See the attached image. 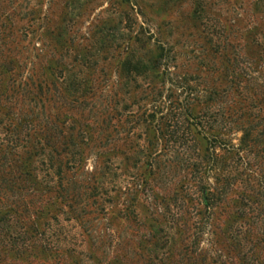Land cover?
Listing matches in <instances>:
<instances>
[{"label":"trees","instance_id":"1","mask_svg":"<svg viewBox=\"0 0 264 264\" xmlns=\"http://www.w3.org/2000/svg\"><path fill=\"white\" fill-rule=\"evenodd\" d=\"M182 1L191 4L189 18L203 28L205 45L194 41L181 49L197 58L212 54L223 59L230 85L209 93L191 86L186 79L178 86L184 88L183 98L172 105L171 113L154 110L146 114L144 122L150 124V119L151 128L157 132L153 134L156 145L162 143L175 155L173 163L182 168L189 184L182 187V197L176 196L180 214L165 218L163 223L143 221L139 212H128L127 221L147 229L137 237L139 250H127L125 254L114 251V256L103 263L264 264V97H260L264 95V56H241L242 47L237 42L241 32L230 15H238L243 0ZM170 2L166 0L165 4ZM140 15L145 13L140 10ZM124 16L129 19V15ZM171 24L145 27L135 22L120 31L116 39L125 55L123 67L129 77L157 79L172 75L166 65L176 60L180 43L171 41ZM125 32L131 36H125ZM256 45L260 48L259 42ZM6 63L5 73L10 75L4 88L0 87V263L9 258L16 261L36 243H41L44 250L54 248L61 242L57 234L62 229L59 213H76V219L85 223V218L89 220V216L113 204L110 195L115 191L99 182L91 189V204L86 203L79 211L69 205L70 211L59 209L57 215L52 214L55 199L77 201L78 197L68 193L70 181L67 185L64 182L68 175H77L82 159L80 143L64 137V131H75L77 124L61 127L58 118L47 113V103L58 95L66 106L80 104L88 109L85 98L94 87L89 80H78L72 70L69 74L61 72L65 95H60L57 81L62 78L54 66L42 65V74L23 79L11 73L14 61ZM97 64L89 57L75 59L80 67L96 69ZM161 68H165L162 76L158 73ZM223 97L229 103L221 102ZM202 102L217 107L196 112ZM25 104L28 112H24ZM103 113L96 110L95 117ZM237 134L239 138H235ZM80 136L83 144L86 139L93 140L87 132ZM160 155L155 146L153 160ZM149 165L155 167L158 162ZM112 170L106 167L102 178ZM241 185L244 189L239 191ZM175 204L165 202V213L171 214ZM226 209L230 212L220 222L219 210ZM64 220L70 222L71 218ZM115 239L117 246L124 242L123 236ZM56 247L55 252H62ZM65 254L73 251L64 250V260ZM31 257L37 258L34 254Z\"/></svg>","mask_w":264,"mask_h":264},{"label":"rangeland","instance_id":"2","mask_svg":"<svg viewBox=\"0 0 264 264\" xmlns=\"http://www.w3.org/2000/svg\"><path fill=\"white\" fill-rule=\"evenodd\" d=\"M165 1L0 0V87L6 85L5 79L10 74L5 73V67L11 60L15 62L11 73L23 79L42 74V65L54 66L56 74L62 78L57 81L60 95H65L61 72L69 74L72 70L78 80H89L94 87L85 98L88 109L80 104L66 106L58 95L47 103V113L52 112L61 127H71L73 122L77 124L75 131L64 129V137L80 143L82 159L77 175H68L64 182L67 185L70 181L68 193L73 198L78 197L77 201L55 199L52 214L57 215L59 209L64 213L70 211L69 205L79 211L86 203L91 204V189L99 182H104L108 190L115 189L110 195L113 204L89 216V220L85 218V223L76 219V213H59L62 229L57 234L61 242L54 248L44 250L41 243H36L16 261L9 258L0 264H104L114 256V251L125 254L127 250H139L137 237L147 229L127 221L128 212L135 210L140 213L141 220L159 223L180 214V201H176V196L182 197V187L189 184L184 180L186 174L173 163L175 155L166 150L165 145H156L153 134L157 132L151 128L150 119V124L144 122L146 114L154 110H161L164 115L171 113L172 105L183 98L184 88L178 86L186 79L191 86L210 93L229 88L230 77L223 59L212 54L205 59L197 58L187 54V49H181L194 41L197 45L204 44L201 39L203 28L189 18L192 6L188 1L171 0L168 5ZM140 10L145 16L140 15ZM124 14L129 15V19ZM230 16L241 32L237 41L242 47L241 56H264V0H243L238 15ZM135 22L145 27L172 22L174 37L171 41L179 42L180 49L176 60L166 65L171 68V76L157 79L146 75L129 77L124 70L125 55L118 48L116 37L119 38L124 27ZM125 33V36H131V33ZM85 57H89L91 63H98L96 69L75 65V59ZM164 71L165 68H161L158 73L162 76ZM221 102L227 104L229 100L223 97ZM213 106L217 107L202 102L195 111L204 112ZM100 109L105 113L95 117L96 110ZM24 112H28L26 104ZM103 128L104 132L101 131ZM82 132L89 133L93 140L86 139L87 143L83 144ZM239 136L237 134L235 138ZM153 144L161 154L156 160L152 158ZM152 161L158 165L151 167ZM106 167L113 170L102 178ZM240 188L244 189L242 185L239 191ZM165 202L175 204L171 214L165 213ZM229 212V209L226 212L219 210L220 222L226 220ZM67 218H71L70 222L64 220ZM41 224L39 221L40 227ZM118 236L124 238L119 246L115 244ZM56 246L62 252H55ZM64 250L73 251L71 255L65 254L66 260L62 258ZM32 254L37 258L31 257Z\"/></svg>","mask_w":264,"mask_h":264}]
</instances>
